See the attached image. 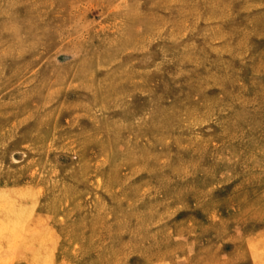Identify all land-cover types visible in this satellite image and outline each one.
Segmentation results:
<instances>
[{"label":"rangeland","instance_id":"374dc122","mask_svg":"<svg viewBox=\"0 0 264 264\" xmlns=\"http://www.w3.org/2000/svg\"><path fill=\"white\" fill-rule=\"evenodd\" d=\"M0 264H264V0H0Z\"/></svg>","mask_w":264,"mask_h":264}]
</instances>
